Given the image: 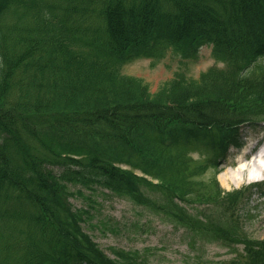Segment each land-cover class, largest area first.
I'll return each instance as SVG.
<instances>
[{"label": "trees", "instance_id": "obj_1", "mask_svg": "<svg viewBox=\"0 0 264 264\" xmlns=\"http://www.w3.org/2000/svg\"><path fill=\"white\" fill-rule=\"evenodd\" d=\"M209 1L92 0L99 30L83 35L68 4L0 0V264L140 263L134 251L113 249L114 260L98 249L81 226L97 202L87 196L88 209L73 208L69 185L158 205L194 234L242 244L229 264H264V241L249 239L232 218L240 192L221 196L215 184L192 196L221 205V219L205 214L202 223L173 202L175 191L185 195L184 156L168 167L156 157L135 158L134 150L139 156L143 150L133 134L181 119V111L202 123L197 105L206 107L204 119L215 127L216 141L219 134L222 154L238 124L264 119V0H217L221 14ZM12 7L16 18L4 24L3 12ZM156 30L171 38L203 33L226 69L209 78L210 69L199 83L172 80L150 93L142 80L121 75L120 62L107 52L141 50ZM114 162L139 167L160 184ZM145 189L168 205L148 199Z\"/></svg>", "mask_w": 264, "mask_h": 264}, {"label": "rangeland", "instance_id": "obj_2", "mask_svg": "<svg viewBox=\"0 0 264 264\" xmlns=\"http://www.w3.org/2000/svg\"><path fill=\"white\" fill-rule=\"evenodd\" d=\"M179 59L177 56H172L171 51L167 50L160 59L155 61L138 59L130 62L125 65L123 72L143 78L149 84L151 91H155L159 85L170 79L176 71H183L187 76L197 78L199 73L215 64L211 56L210 46H202L198 55L187 61L186 64H180ZM217 65L222 66L221 64ZM241 134L244 146L241 148L230 146L226 159L219 166L217 179L221 189L225 192L246 187V193L251 194L250 198L241 203L240 212H237L236 215H239L238 219L242 223V230L246 234L255 239H264V196H260V193L264 191V184L260 187L251 186L247 188L249 186L248 178L252 175L251 169H248L249 166L242 174L240 185H235L228 180L226 181L228 185H223L220 180L221 175L230 169L237 168V161L240 158L245 163L249 162L251 149L264 135V127L243 126ZM194 144L196 145L197 142H194ZM190 154L193 158L202 157L200 151L191 152ZM261 163L264 164V161ZM212 174L213 169L209 168L205 175L200 176V180L206 182ZM73 190L75 189H71V191ZM87 193L89 194L85 190L86 195ZM93 196L101 204L93 214V222L106 223L109 221L114 224L116 230L105 229L100 232L98 229L95 230L91 227L85 229L109 255V248L112 247L139 251L150 248L154 252L149 258V264H193L197 261L195 260L197 257L202 264H223L233 256L228 248L218 242L202 244L198 241V243L189 245L190 239L184 234L183 229H176L170 222L162 219L151 210L135 206L124 198L105 197L100 195L99 192H96ZM69 200L72 206L76 208L83 207L87 203L80 196L71 197ZM219 214L220 210L218 216ZM248 215H252V217ZM140 226L145 230H138ZM238 248H241V246H238Z\"/></svg>", "mask_w": 264, "mask_h": 264}, {"label": "bare ground", "instance_id": "obj_3", "mask_svg": "<svg viewBox=\"0 0 264 264\" xmlns=\"http://www.w3.org/2000/svg\"><path fill=\"white\" fill-rule=\"evenodd\" d=\"M264 161V158H254L252 161L250 160L248 163L242 162V158L238 160L237 168L234 170H229L223 175L220 176V180L223 185H228L227 180L233 182L235 185H240L242 183V174L247 169V167L252 164L257 165ZM264 171V169H263ZM257 172V174H256ZM254 174L250 175L248 179H254L258 177H262V170H257ZM261 173V174H260Z\"/></svg>", "mask_w": 264, "mask_h": 264}]
</instances>
